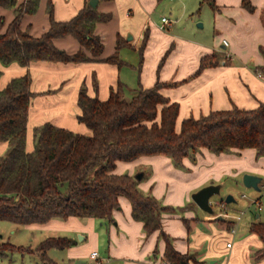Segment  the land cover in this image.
I'll use <instances>...</instances> for the list:
<instances>
[{
  "label": "crops",
  "instance_id": "crops-1",
  "mask_svg": "<svg viewBox=\"0 0 264 264\" xmlns=\"http://www.w3.org/2000/svg\"><path fill=\"white\" fill-rule=\"evenodd\" d=\"M27 1L15 0L16 5L11 8L0 6L1 33L6 32L16 17V10ZM38 1L37 13L25 14L20 24L21 30L34 38L50 30L49 4L53 6L54 20L65 23L73 20L91 0ZM164 1L99 0L98 12L110 15V19L96 25L95 36L100 37L104 46L102 55L96 60L82 63L40 61L28 67L0 63V91L13 79L27 74L31 77L34 97L28 113V152L34 150L35 128L47 123L77 134L91 135V131L78 121L82 88L89 97L107 101L111 91L119 87L126 95L140 88H152L157 82L178 84L162 90L171 102L179 104L177 131L189 118L234 107L253 110L264 103V0H251L253 12L243 7V0H214L216 9L203 0H179V3L170 0L174 6L182 4L186 13H189V6L191 14L199 5L210 8L211 12L206 15L210 18L209 25L204 22L196 26L197 21H194L184 30L168 18L169 24L165 25V16L158 19V12L165 7ZM207 27L209 30L204 32ZM118 39L122 41L118 51V58L123 62L121 66L106 62L116 54ZM54 45L68 55H75L82 49L71 35L55 39ZM85 52L92 58L89 51ZM137 52L140 55L138 64L135 62ZM212 55L219 57V65L193 77L201 60ZM7 149L8 144L0 142V157ZM233 153L236 154L217 155L204 149L196 164L185 159L183 164L189 172L172 173L184 180L176 182L187 185L184 187L188 190L171 188L159 180L157 173L139 186L164 206L174 208L163 214L162 230L176 251L189 256L188 264H264V242L253 231L256 224H264L263 196L253 197L246 203L249 210L237 214L242 205L239 206L233 196L240 187L235 180L227 183L226 189L235 203L222 204L223 211L212 215L201 210L188 195L190 190L207 186L212 180L219 182L226 176L235 178L239 174L261 177L260 187L264 190V157H259L253 149ZM169 161L164 156L141 157L132 165L148 164L158 172L165 167L172 168ZM129 165L118 162L114 173L122 175L120 170ZM120 205V210L113 214V222L70 217L54 219L44 225L14 224L13 227H22L31 236V245L26 248L36 249L48 239L71 240L73 245L66 249L52 248L46 252L55 264H170L164 257L165 238L160 237L158 231L145 232L143 224L133 218L128 199L121 198ZM94 252L98 257L93 259ZM30 255L43 264L40 255Z\"/></svg>",
  "mask_w": 264,
  "mask_h": 264
},
{
  "label": "trees",
  "instance_id": "trees-1",
  "mask_svg": "<svg viewBox=\"0 0 264 264\" xmlns=\"http://www.w3.org/2000/svg\"><path fill=\"white\" fill-rule=\"evenodd\" d=\"M203 3L216 9L214 0H203ZM15 5V0H0V6ZM243 7L254 11L251 0H243ZM38 8V0L23 3L6 32H0L2 65L15 63L28 67L40 61L82 63L102 55L104 46L100 37L95 36V30L97 23L108 21L110 15L88 4L73 20L58 23L49 4L50 30L34 38L22 31L20 24L25 14H35ZM69 35L82 46L75 55H68L54 45L55 39ZM121 46L122 41L118 39L116 54L106 62L123 65L118 58ZM219 63L217 55L203 58L193 77ZM176 86L157 82L152 88L138 89L130 98L119 87L111 91L107 101L89 97L82 88L78 121L91 135L47 123L35 128L34 150L28 152V113L34 97L31 77L27 74L13 79L0 91V142L8 144L6 153L0 157V221L21 226L44 225L70 217L113 222L114 212L121 208L120 199L126 198L131 203L133 218L143 224L145 232L158 231L165 238V260L170 264H188L189 256L176 251L162 230L163 214L174 208L141 191L134 177L115 174L117 163L164 156L176 166H182L185 159L194 158L204 149L217 155L253 149L258 156H264V103L253 110L234 107L189 118L177 132L179 104L162 94L163 89ZM253 231L264 242V224H256ZM72 245L67 239H48L36 249L5 243L0 244V257L12 253L38 254L43 264H55L46 252Z\"/></svg>",
  "mask_w": 264,
  "mask_h": 264
},
{
  "label": "rangeland",
  "instance_id": "rangeland-1",
  "mask_svg": "<svg viewBox=\"0 0 264 264\" xmlns=\"http://www.w3.org/2000/svg\"><path fill=\"white\" fill-rule=\"evenodd\" d=\"M177 2L179 3V0H177L176 3ZM163 4L165 7L160 9V11L158 12V19L161 20V18L165 16L169 20H172L173 24L177 25L178 23L179 24L178 27L180 28V30H184V28H186L190 23L194 21H197L196 26H198V24H203L204 22H206V25L207 24L209 25L210 23V18L206 16L207 12L210 10V8L207 5H203V6L199 5V8L197 9V11L194 14H191L190 12V10L192 9L191 6L188 7L189 13H186L184 11V7L182 4H179L178 6H174L172 1L170 0H165ZM208 30H209V27H207V30L204 32H207ZM139 60H140V55L137 52L135 62L138 64ZM163 61H165V57L163 58ZM131 95L132 94L127 93L126 97L130 98ZM200 154L201 153L197 154L196 156H194V158H187V159L190 163L196 164L198 155ZM227 154H236V153L231 152ZM239 154L240 153L237 152V155ZM259 157H264V156H259ZM169 160H170L169 161L170 164L172 165V168L165 167L163 170H160L158 172H156L157 170H155L154 166H151L148 164L132 165L133 164L132 162L129 163L130 164L129 166H126L128 167L127 169L125 168L124 170H120V171H122L121 172L122 174H126V175H129L131 172L132 177H134L135 179L142 175L143 177L138 180L139 186L140 184L147 182V180L152 175L157 173L159 175V180L162 179V181H164L165 184L166 183L169 184L171 188H175L176 186V187H179V189L183 190L184 188H186L184 186H187V185H183V184L180 185L176 181L179 180L183 182L184 180L181 179L179 175H177L176 173H172V172L175 171L178 173L180 172L187 173L189 172V169L188 167L185 166V164H183L182 166H176L172 162L171 159ZM244 175L245 174H239L235 178L232 176H226L219 182H216L215 180H212L209 182L207 186H210L212 184L216 186L218 185L221 186L220 193L212 197L210 200V205L213 208L212 215H216V214L218 215V213H221L223 211V209L221 208V205L226 204L225 199L228 197V195H232V194H227V190H226L227 183H233L235 182V180L238 181L240 187L236 192L233 193V196L235 197L236 202L239 204V206L242 205L237 210V214H241V212H244V211L247 212L249 210L246 207L247 206L246 203L251 202L253 197L260 196V195L264 197V190H262L261 192H258L254 189H248L243 185ZM204 187L206 186H203L198 189H193L188 192V195L191 201H193V196L197 192H199L201 189H203ZM186 190L188 189L186 188ZM229 205L230 204H227V206ZM252 210H254V208ZM13 225L14 224L7 222V221H0V244L10 243L16 247H29V245H31V242H30L31 236L29 235V233L25 231L22 227H18V226L13 227ZM15 228H18V229L16 230ZM15 230H16V233H12ZM0 264H39V260L34 255H30L27 253L26 254L14 253V254H8L6 257H3V258L0 257Z\"/></svg>",
  "mask_w": 264,
  "mask_h": 264
},
{
  "label": "water",
  "instance_id": "water-1",
  "mask_svg": "<svg viewBox=\"0 0 264 264\" xmlns=\"http://www.w3.org/2000/svg\"><path fill=\"white\" fill-rule=\"evenodd\" d=\"M99 0H91L90 5L94 8L98 6ZM143 176H139L136 179L139 180ZM262 183V178L259 176H255L252 174H245L243 177V185L248 189H254L258 192L261 191L260 184ZM221 191V186H216L214 184L210 186H206L203 189H201L199 192H197L193 196L194 203L203 211L213 214V208L210 205V200L215 195L219 194ZM226 204L235 203V199L232 195H228V197L225 199Z\"/></svg>",
  "mask_w": 264,
  "mask_h": 264
},
{
  "label": "built area",
  "instance_id": "built-area-1",
  "mask_svg": "<svg viewBox=\"0 0 264 264\" xmlns=\"http://www.w3.org/2000/svg\"><path fill=\"white\" fill-rule=\"evenodd\" d=\"M163 23H164L165 25H168V24H169V20H168L166 17H164V18H163ZM224 44H225V45H228L227 41H224ZM222 206H224V204H223ZM228 247H231V244H228ZM97 257H98V253H97V252H94V253L92 254V258L94 259V258H97Z\"/></svg>",
  "mask_w": 264,
  "mask_h": 264
}]
</instances>
